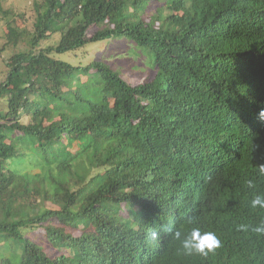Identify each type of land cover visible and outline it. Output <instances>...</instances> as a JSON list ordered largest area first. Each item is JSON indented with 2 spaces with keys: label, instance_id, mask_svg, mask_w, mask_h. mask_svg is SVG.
<instances>
[{
  "label": "trees",
  "instance_id": "16d2710c",
  "mask_svg": "<svg viewBox=\"0 0 264 264\" xmlns=\"http://www.w3.org/2000/svg\"><path fill=\"white\" fill-rule=\"evenodd\" d=\"M27 9L0 0V264H264V0Z\"/></svg>",
  "mask_w": 264,
  "mask_h": 264
},
{
  "label": "rangeland",
  "instance_id": "374dc122",
  "mask_svg": "<svg viewBox=\"0 0 264 264\" xmlns=\"http://www.w3.org/2000/svg\"><path fill=\"white\" fill-rule=\"evenodd\" d=\"M2 1H3V6L9 11L15 13V15L20 14L19 16H22L23 13L25 19L28 20V22L32 20L30 17L32 13L29 11V9H27L30 0H2ZM4 26L5 23L2 22V24L0 25V48L2 47L5 41V39L2 38V33H3L2 30ZM55 42H57L56 36L54 39L51 40V42L47 44H52ZM125 48H127V46H125L124 43H120L119 40L118 41L114 40L113 42L111 43L109 42L108 44H106L105 48L103 49L106 52V55L114 56L118 52L125 50ZM10 51L13 52L14 50L13 49H10L8 51L6 50L5 52H2L0 54V81L3 80L6 76L7 67L5 65L4 59L9 53H11Z\"/></svg>",
  "mask_w": 264,
  "mask_h": 264
},
{
  "label": "clouds",
  "instance_id": "9594fccd",
  "mask_svg": "<svg viewBox=\"0 0 264 264\" xmlns=\"http://www.w3.org/2000/svg\"><path fill=\"white\" fill-rule=\"evenodd\" d=\"M258 118L264 120V107L260 108L258 113ZM259 173L264 175V165L259 167ZM249 186H252V182L249 181ZM252 206L257 205L264 207V196H256L252 201ZM257 232L264 231V228H256ZM218 244V240L214 233L207 232L201 234L198 229H194L192 237L184 241V246L186 248H194L197 251H204L205 248L211 250L214 245Z\"/></svg>",
  "mask_w": 264,
  "mask_h": 264
}]
</instances>
